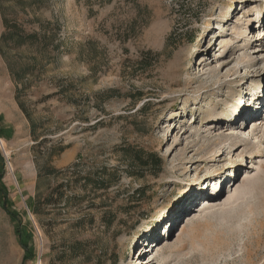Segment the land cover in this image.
<instances>
[{
	"label": "rangeland",
	"instance_id": "obj_1",
	"mask_svg": "<svg viewBox=\"0 0 264 264\" xmlns=\"http://www.w3.org/2000/svg\"><path fill=\"white\" fill-rule=\"evenodd\" d=\"M40 16L59 50L17 91L40 145L0 55V264H50L74 239L91 260L63 264H264V0H49ZM125 148L161 169L128 176ZM39 169L42 194L66 186L36 217Z\"/></svg>",
	"mask_w": 264,
	"mask_h": 264
},
{
	"label": "trees",
	"instance_id": "obj_2",
	"mask_svg": "<svg viewBox=\"0 0 264 264\" xmlns=\"http://www.w3.org/2000/svg\"><path fill=\"white\" fill-rule=\"evenodd\" d=\"M49 0H0V19L2 24V31L0 33V55L7 65L8 71L15 86V99L20 109L25 113L28 120L31 122L30 134L36 145H40L43 139L36 133V128L33 125V118L25 109L22 101L17 95V91L29 88V82H25L28 76H33L39 72V68L44 66L45 63L50 62V57L53 56L60 46L58 34L59 25L56 21L43 18L40 13L43 12L48 6ZM114 91V89H106V92ZM70 89L58 88L56 94L69 95ZM139 97L142 95L138 92ZM72 99V98H71ZM74 103L73 100H70ZM98 101L97 98L95 100ZM98 120L95 123H98ZM94 128V126H93ZM65 146L60 147L59 151L64 150ZM126 154L129 151L125 148ZM55 150L47 152V159L54 155ZM132 153V154H131ZM125 164V171L128 176L134 178H141L140 170H157L159 171L162 166L161 159L154 152H144L136 150L128 154ZM47 171L45 174H52L57 170L50 165L45 166ZM153 173V172H152ZM43 171L38 170L36 181V196L33 197L32 202L28 208L33 215L38 217L43 208L49 204H59L64 198V187L66 184L60 182L58 185L59 195L52 200L54 195L51 193L42 194ZM0 189H2L0 185ZM140 190L136 189L133 193L135 196L140 195ZM14 220L19 219L18 216L12 213ZM20 220V219H19ZM19 229V228H18ZM27 242L24 241L25 246ZM29 256L33 255V250L29 246H25ZM53 257L50 264H63L68 259L76 258H91V250L87 242L79 239L63 242L58 249L52 247ZM102 252L95 251L97 257ZM91 260V259H89Z\"/></svg>",
	"mask_w": 264,
	"mask_h": 264
},
{
	"label": "bare ground",
	"instance_id": "obj_3",
	"mask_svg": "<svg viewBox=\"0 0 264 264\" xmlns=\"http://www.w3.org/2000/svg\"><path fill=\"white\" fill-rule=\"evenodd\" d=\"M261 50H264V46H263V48L261 49ZM262 107H264V105H262L261 106V110H262ZM250 109V106H248L247 108H245V113H248V110ZM244 112H242V113H240V114H238V115H236L234 118H236L235 120H237L238 122L240 121V119L242 118V114L244 113ZM252 124H253V130L255 131V133L257 132V130L259 129V127L260 126H258V125H261V124H263L264 122L262 121V120H255V119H252L251 121H250ZM258 124V125H257ZM208 127V126H207ZM211 127H213V125L212 124H209V128H211ZM253 131V132H254ZM226 132H229V133H233L234 131H232V130H227ZM234 137V136H233ZM235 139L233 140V142H231L232 144H236V143H240V142H244V144L246 143V144H248L250 141H249V139H246V138H240V137H238V136H235L234 137ZM252 138H255V135H253L252 136ZM0 147L3 149V150H5V143H4V141L3 140H0ZM259 147H260V145H258V144H253L252 146H251V148H248L247 149V151L249 152V153H252L254 150H257V149H259ZM201 159H199V161H200ZM245 162V161H244ZM218 174V173H217ZM203 202L204 203H206V204H209V202L207 201V200H203ZM157 246V244L154 246V247H156ZM152 250L153 249H151V252H152ZM150 252V253H151ZM152 258H154V257H152Z\"/></svg>",
	"mask_w": 264,
	"mask_h": 264
}]
</instances>
